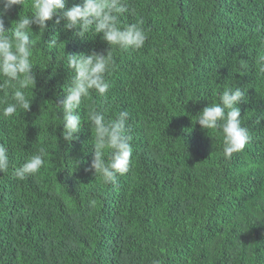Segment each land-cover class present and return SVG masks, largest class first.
<instances>
[{
    "label": "trees",
    "instance_id": "1",
    "mask_svg": "<svg viewBox=\"0 0 264 264\" xmlns=\"http://www.w3.org/2000/svg\"><path fill=\"white\" fill-rule=\"evenodd\" d=\"M122 25L142 21L143 48L116 51L107 100L92 93L69 145L54 118L72 72L66 54L105 53L101 35H75L56 17L33 49L28 112L0 117L10 166L0 172V264H264V0H122ZM31 0L4 16L5 30ZM82 0H66L65 10ZM63 11V10H62ZM34 38V37H32ZM246 90L239 107L250 139L225 159L218 130L197 112L227 87ZM0 93V108L3 107ZM11 102V101H9ZM56 104V105H55ZM127 111L133 136L128 173L105 184L91 170L87 111ZM62 115V113H58ZM39 147L44 166L23 180L12 170Z\"/></svg>",
    "mask_w": 264,
    "mask_h": 264
},
{
    "label": "clouds",
    "instance_id": "2",
    "mask_svg": "<svg viewBox=\"0 0 264 264\" xmlns=\"http://www.w3.org/2000/svg\"><path fill=\"white\" fill-rule=\"evenodd\" d=\"M25 0H0V93H3V107L0 117H13L18 110L28 112L32 98L26 92L35 87L33 49L37 45V35L32 26L39 28L43 36L47 31V21L56 17L55 23L64 21V29L76 30L75 35L84 38L89 33L101 35L109 49L105 53L92 51L90 54H66L65 44L53 36L44 42L48 51L63 50L62 60L71 70L70 83L65 88L66 95L56 107L54 118L63 125L61 136L69 145L81 130V106L92 98L95 92L107 100L111 87L106 76L115 68L116 51H135L144 47L148 39L142 21L122 25L120 17L129 11L122 0H82L65 10L66 0H31L29 14L19 18L9 30H5L4 16L14 6H24ZM63 10V11H62ZM34 37V38H32ZM34 95V93H33ZM246 90L240 86L227 87L219 93L218 101L212 102L197 112L195 123L202 129L218 130L222 138V154L231 159L234 153L242 151L249 142L247 127L243 126L239 105L245 102ZM11 101V102H9ZM129 113L120 111L113 117H106V110H98L90 105L87 111L88 126L91 129V144L94 155L90 168L95 176L102 177L105 184L117 183V176L128 173L133 154L130 129L127 126ZM47 155L45 147H39L12 175L19 180L35 175L44 166ZM8 149L0 144V172L9 170ZM153 264H160L154 260Z\"/></svg>",
    "mask_w": 264,
    "mask_h": 264
}]
</instances>
